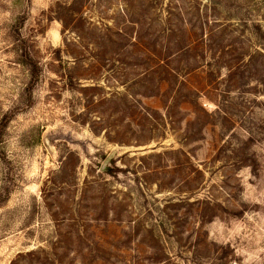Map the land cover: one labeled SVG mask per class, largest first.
<instances>
[{"label": "rangeland", "instance_id": "1", "mask_svg": "<svg viewBox=\"0 0 264 264\" xmlns=\"http://www.w3.org/2000/svg\"><path fill=\"white\" fill-rule=\"evenodd\" d=\"M0 264H264V0H0Z\"/></svg>", "mask_w": 264, "mask_h": 264}, {"label": "trees", "instance_id": "2", "mask_svg": "<svg viewBox=\"0 0 264 264\" xmlns=\"http://www.w3.org/2000/svg\"><path fill=\"white\" fill-rule=\"evenodd\" d=\"M165 60H167V59L161 60V62L159 63V66H160V64L162 65V64L165 63V67H168L169 63L168 62H164Z\"/></svg>", "mask_w": 264, "mask_h": 264}]
</instances>
